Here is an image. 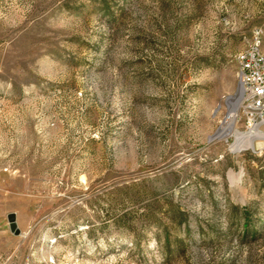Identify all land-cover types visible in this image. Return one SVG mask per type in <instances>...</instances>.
Wrapping results in <instances>:
<instances>
[{"label": "rangeland", "instance_id": "obj_1", "mask_svg": "<svg viewBox=\"0 0 264 264\" xmlns=\"http://www.w3.org/2000/svg\"><path fill=\"white\" fill-rule=\"evenodd\" d=\"M258 41L264 0H0V264H264V145L212 139Z\"/></svg>", "mask_w": 264, "mask_h": 264}, {"label": "built area", "instance_id": "obj_2", "mask_svg": "<svg viewBox=\"0 0 264 264\" xmlns=\"http://www.w3.org/2000/svg\"><path fill=\"white\" fill-rule=\"evenodd\" d=\"M238 86L247 126L264 124V53L260 41L237 56Z\"/></svg>", "mask_w": 264, "mask_h": 264}, {"label": "bare ground", "instance_id": "obj_3", "mask_svg": "<svg viewBox=\"0 0 264 264\" xmlns=\"http://www.w3.org/2000/svg\"><path fill=\"white\" fill-rule=\"evenodd\" d=\"M228 103L230 106V111L223 121L222 126L220 127L219 132L216 134L218 139L224 137L226 138V132L229 131L230 134L235 136L234 147L240 148L245 146L247 148L255 149L256 140H260L259 146L264 145V131H262L260 125L252 126L248 131L242 132L236 129V123L239 116V108L242 103L240 91L236 96L228 98ZM215 138V139H217ZM258 143V142H257Z\"/></svg>", "mask_w": 264, "mask_h": 264}, {"label": "water", "instance_id": "obj_4", "mask_svg": "<svg viewBox=\"0 0 264 264\" xmlns=\"http://www.w3.org/2000/svg\"><path fill=\"white\" fill-rule=\"evenodd\" d=\"M218 133V132H217ZM217 138L216 135H214V137L212 139H215ZM10 222H11V229L12 231L15 233V234H19L20 233V230L18 229L17 227V224L15 222V219H14V215H11L10 216Z\"/></svg>", "mask_w": 264, "mask_h": 264}]
</instances>
